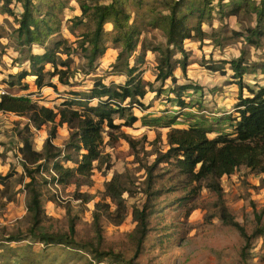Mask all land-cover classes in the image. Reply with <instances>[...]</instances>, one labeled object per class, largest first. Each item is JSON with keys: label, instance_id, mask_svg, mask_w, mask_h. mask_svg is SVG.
Wrapping results in <instances>:
<instances>
[{"label": "rangeland", "instance_id": "374dc122", "mask_svg": "<svg viewBox=\"0 0 264 264\" xmlns=\"http://www.w3.org/2000/svg\"><path fill=\"white\" fill-rule=\"evenodd\" d=\"M35 1L46 4V7L55 5V12L62 25L54 38H67L76 49L71 55L70 84L60 83L55 76L51 81L56 86H46L39 90L33 84L34 77L28 76L27 80L31 83L29 90L18 91L16 87H7L2 80H9V74L20 73L29 64L23 63L18 51L13 30L18 26L17 22L12 15L0 13V95L3 92L30 95L40 104L55 108L65 100L78 96L73 92H84L92 88L98 77L106 84L126 82L125 71L113 68L120 52L119 44L113 42V24L105 25L107 49L91 69L81 49L77 47V40L87 27L75 25L74 33L70 30L74 24L73 18L82 14L80 1L108 4L115 0ZM118 2L130 14V24H136L143 30L131 64L134 65L137 56L145 52L136 74L139 73L153 83V89L141 99L143 107L133 106L132 110L138 120L127 125L126 119L117 118L115 122L121 127L112 131L115 136L119 132L131 136L137 148L134 150L124 138L115 140L106 131L102 150L108 155V161L105 164L96 162L90 185L78 187L74 183L61 184L54 181L50 175L52 161L36 173L46 214L43 221L45 227L51 232L64 233L69 232L74 223L75 237L79 242L91 243L101 251L112 253L103 256L100 262L95 259L97 254L87 250L66 245L46 247L29 237L28 230L32 223L27 209L28 193L21 183L25 172L20 153L22 138L30 136L33 149L42 151L53 124L48 123L41 129L31 127L29 132L25 128L27 118L12 112H0V174L13 172L5 185L0 183V264H89L91 261V264H124L114 261V255L125 261L134 258L138 235L135 233L137 222L133 218V208L143 206L147 191L152 188L159 193L155 199L157 211L150 216L149 232L135 261L137 264H241L244 239L236 228L220 219L217 192L207 187L206 182H203L202 188L193 192L183 177H179V181L174 167L166 162L158 164L153 173V181L149 182L146 166L155 162L158 152L168 150L167 135L173 127L187 128L191 124H198L215 128L216 131L208 133L210 138L220 132H231L228 116L238 102L239 87L234 71L226 61L238 58L243 50L249 65L264 61V37L258 46L245 41L247 29L256 25V14L251 9L242 8L237 16L226 15L222 18L214 7V17L207 18L202 25L209 36L204 41H185L189 55L186 73L177 67L175 79L169 78L162 82L156 80L158 53L154 49L166 44L165 23L159 17L168 13L165 3L170 0ZM11 8L15 14L22 11L21 4L15 0ZM230 9L228 7L225 12ZM196 20L195 16L191 17L189 25L192 26ZM61 56L67 58L65 54ZM176 58H182V54L177 53ZM263 80L264 75L259 68L243 76V81L253 87ZM190 82L196 84L198 89L184 91L183 98L191 104L180 107L173 101L176 93L171 90L177 84ZM243 93L249 95L248 89L245 88ZM69 138L68 125H59L53 143L67 155L71 154L75 160L78 152L66 147ZM57 161L68 167L76 166L63 155ZM114 176H119L128 190L123 194L128 212L118 225L107 217L106 211L108 208L112 211L116 208L113 200L105 194L106 183ZM29 180L25 178L26 182ZM221 186L230 212L248 234H252L258 216L262 213L264 222V173H256L242 166L233 174L223 176ZM185 198L188 200L183 201ZM96 211L100 214L101 234L94 224ZM20 233L21 238H24L20 241L5 240L10 235ZM249 254L248 264H264V235L253 238Z\"/></svg>", "mask_w": 264, "mask_h": 264}, {"label": "trees", "instance_id": "16d2710c", "mask_svg": "<svg viewBox=\"0 0 264 264\" xmlns=\"http://www.w3.org/2000/svg\"><path fill=\"white\" fill-rule=\"evenodd\" d=\"M13 1L0 0V13L12 15L17 22L18 26L13 30L18 51L23 63L28 62L29 67L24 68L20 73L9 74L10 79L2 81L9 89L16 87L18 91L29 90L31 83L27 80L28 76L34 77L33 84L39 90L46 86H56L51 81L55 76L60 83L69 85L72 76L71 55L76 49L67 38H54L62 25L55 12V5L46 7V4L36 3L35 0H15L22 7L20 14H15L11 8ZM165 4L168 13L162 14L159 20L165 23L166 44L154 49L158 53L156 77L158 81L175 79L177 67L186 73L189 55L185 48V41L188 39L204 41L209 36L202 25L207 18L214 17L212 13L215 8L222 18L226 15L237 16L242 8L253 10L256 14V25L247 29L245 41L258 46L264 37V0H258V2L256 0H170ZM80 7L82 14L73 18L74 24L70 26V30L74 33L75 25L87 27L80 34L77 47L81 49L89 68L93 67L107 49L105 25L113 24V42L120 47L113 68L116 71H125L126 82L106 84L102 78L98 77L92 88L84 92H73L78 96L65 100L55 108L40 104L30 95L7 92L0 95V112H12L27 118L25 128L29 132L31 127L41 129L48 123L53 124L49 131V139L42 151L33 149L30 136L22 138L23 146L20 148V153L23 156L25 172L21 177V183L24 184L28 193L27 209L32 223L28 230L29 237L46 247L66 245L78 250H87L97 254L95 259L101 262L100 259L103 256L111 255L112 252L101 251L98 246L91 243L79 242L75 237L74 223L69 232L64 233L51 232L45 227L43 221L46 214L36 173L43 168V165L52 161L50 175L54 181L57 180L61 184L74 183L78 187L90 185L96 162L105 164L108 161V155L102 150L106 131L115 140L124 138L134 150L137 148V143L131 136L124 132H119L120 134L115 136L112 131L121 127L115 122L117 118L126 119L127 125H132L138 120L132 110L133 106L143 107L141 99L153 89V83L145 80L139 73L136 74L138 64L143 61L145 52L137 56L134 65L131 64V58L137 50L143 30L136 24H130V14L126 12L124 6L115 0L108 4H87L85 1H80ZM228 7L231 9L225 12ZM194 16L197 20L190 26L189 19ZM144 49H147L146 46ZM177 53H181L182 58H176ZM62 54L67 55V58L63 59ZM226 62L234 71L239 87L238 102L234 111L228 116L231 132H220L216 137L210 138L208 133L216 131L215 128L198 124H191L187 128L173 127L167 135L168 150L158 152L155 162L147 165L146 169L151 182L158 164L166 162L174 167L178 178L183 177L187 181V186L192 187L193 192L202 188L203 182L217 192L220 219L240 232L244 239L241 264H248L253 238L264 235L263 213L258 216L254 232L248 234L226 205L221 178L233 174L242 166L256 173H264V80L262 83H255V87L243 81L246 73L257 68L264 75V61L249 65L246 52L243 50L238 58ZM48 65L51 67L48 68ZM177 85L171 90L176 93L173 101L180 107L189 106L191 102L183 98V93L190 89L197 91L198 87L193 82ZM245 88L248 89L249 95L243 93ZM63 124H67L70 130L67 149L78 152L75 160L71 154L67 155L62 148L53 143L57 127ZM61 155L66 160L73 161L76 166L68 167L58 162L57 159ZM32 166L35 167L32 168ZM12 175V171L6 175L0 174V183L5 185ZM26 177L30 179L28 182L25 181ZM193 184L196 185L193 186ZM149 185L151 187V183ZM126 191L128 190L119 176H114L106 183L105 194L116 206L113 211L106 208L107 217L117 225L123 222L128 212L123 198ZM147 192L143 206H134L132 212L137 222L135 233L138 235L134 258L125 261L118 255H114V261L137 264L135 261L141 253L143 242L149 232L150 216L157 211L155 199L159 194H157L158 190L152 188ZM186 200L188 198L183 201ZM97 205L100 204L97 203ZM94 224L97 232L101 234L98 211L94 213ZM21 237V233L14 234L5 240L20 241L24 239ZM91 263L92 261L89 264Z\"/></svg>", "mask_w": 264, "mask_h": 264}, {"label": "built area", "instance_id": "2783aa9c", "mask_svg": "<svg viewBox=\"0 0 264 264\" xmlns=\"http://www.w3.org/2000/svg\"><path fill=\"white\" fill-rule=\"evenodd\" d=\"M6 93V92H3V94Z\"/></svg>", "mask_w": 264, "mask_h": 264}]
</instances>
